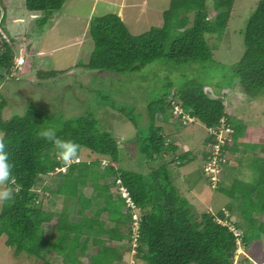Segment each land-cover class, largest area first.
<instances>
[{
	"label": "trees",
	"instance_id": "16d2710c",
	"mask_svg": "<svg viewBox=\"0 0 264 264\" xmlns=\"http://www.w3.org/2000/svg\"><path fill=\"white\" fill-rule=\"evenodd\" d=\"M5 1L11 3L14 0ZM66 1L22 0L28 13L44 14L35 22L38 31L25 32L26 36L42 35L48 21L63 10ZM236 2L213 0L212 10H209L208 0H171L169 10L164 13V26L140 36L133 35L116 14L91 19L89 34L95 44L87 66L91 72L120 76L139 74L144 79L145 67L156 62L177 70L184 69L181 78H169L162 93L149 101L146 119L133 105L99 103L118 110L134 126V139H127L123 147L130 150L135 145V158L141 165L146 161H161L147 174L123 167V149L95 113L65 118L61 112H44L30 104L24 114L6 118L9 101L0 89V142L5 143L13 165V175L5 189H12L15 196L14 201L3 202L0 241L6 238L5 248L13 251L14 257L34 259L35 264H54V257L61 259L60 264H122L125 255L132 252L134 233L131 227L133 215L127 212L125 200L112 193L114 188H119L120 180L141 217L135 264H235L239 238L222 223L233 221L224 211L218 216L195 214L170 169L171 164L179 169L199 159L196 156L190 159L191 153L177 156L178 146L166 144L167 130L163 124L174 125L183 120L185 114L206 129L217 130V134H210L205 142L210 148L219 143L220 130L229 134L221 148L220 157L226 162L220 164L219 173L223 174L225 167L230 166L233 169L241 167L246 175L243 178L233 175L232 186L226 187L223 185L228 182V176L220 174L216 190L244 208L241 215L248 225L241 244L247 255L255 256L251 252L250 242L254 235L250 234V229L259 219L264 234V128L234 116L220 93L240 91L250 102L264 98V0L259 1L240 32L246 50L237 63L227 66L218 62L215 59L217 46L207 40V35L216 36L217 41L223 40ZM209 14L214 15L213 20ZM0 19L1 23H6L1 10ZM5 32L14 39L16 30L7 28ZM9 44L5 42V53L0 56V68L7 72L13 66L15 53ZM32 49L33 45L29 54H33ZM59 76L58 72L44 69L37 72L40 81H50V84L63 81ZM69 78L76 86L70 92L75 98L90 100L88 95L91 93L93 98L98 93L100 101L113 98L101 96L100 91L96 92L97 88L78 84L74 76ZM0 79L6 81L2 75ZM49 86L39 84L38 88L46 90ZM210 89L215 90L213 94ZM77 90L79 95H76ZM175 107L182 109L183 114L176 115ZM158 115L162 123L157 121ZM45 128H54L60 139L77 143L80 147L78 159L82 150H87L88 160L63 165L52 145L40 136ZM207 151L203 152L201 161L209 162L211 149ZM164 154L169 155V161ZM103 160L106 164L101 167ZM203 170H199L203 173L201 177L205 175ZM48 175L60 183L44 187V193L40 195L36 188L43 182L40 176ZM197 178L195 184L199 182V176ZM88 185L94 191L93 197H87L84 192ZM47 194L52 197L51 201L46 199ZM58 197L65 199L60 212L52 202ZM45 200L52 202L50 209L45 207ZM72 202L78 206L75 211L80 220H74L69 212ZM228 211L234 212L232 208ZM94 248L97 252L90 255L86 263V255ZM247 258L244 264H251V258ZM253 258L264 264L263 256Z\"/></svg>",
	"mask_w": 264,
	"mask_h": 264
},
{
	"label": "rangeland",
	"instance_id": "374dc122",
	"mask_svg": "<svg viewBox=\"0 0 264 264\" xmlns=\"http://www.w3.org/2000/svg\"><path fill=\"white\" fill-rule=\"evenodd\" d=\"M259 1L237 0L223 40L217 41L216 36L207 35L208 42L211 45L217 46L215 49V59L218 62L231 66L242 58L246 48L240 32L246 27L247 19L257 9ZM170 2L171 0H67L63 10L53 20L48 21L46 27L41 31L42 35L35 33L34 36L31 35L32 37L28 38L26 33L38 31L35 22L42 19L44 14L28 13L22 6V0H14L11 3L0 0L2 16L6 17L5 24L1 23L2 19H0V56L5 53V42L11 43L9 45L15 50L11 70L7 72L0 68V75L6 79V81L0 79V89L9 101V105L5 109L6 118H10L16 114H24L27 110L26 107L30 104H35L38 109L44 112L52 114L61 112L65 118H73L93 112L96 118L100 119L102 125L117 138L120 148L123 149L122 158L125 169L135 168L138 172L147 174L152 168H157L161 161H146L141 165L139 160L135 158V145L131 146L130 150L124 149L123 143H126L127 139L135 136L136 129L126 118L122 117L123 115L118 110L107 107L106 104L101 106L99 103L114 102L116 105L122 107L133 105L137 108L138 113L142 112L144 114L146 119L149 101L162 93L163 85H165L169 78L173 80L177 77L178 79L179 77L181 78L184 69L177 70L156 62L145 67L143 70L145 72L143 75L144 79L139 74L120 76L105 72H91L87 69V66L95 44L89 34V25L91 19L94 17H104L118 11V14L124 17L127 16L126 25L131 33L135 36H140L153 28L164 26V13L169 10ZM135 4H138V6L135 7ZM212 5L213 0H208L209 10H212ZM191 18H193L192 15ZM209 18L213 20L214 15L209 14ZM9 22L13 24L11 25ZM7 28H12V31L16 30V33L12 36L14 39H11L5 32ZM12 40L15 42H10ZM31 45H35L32 49L33 54H29ZM48 50L55 51L50 55L40 52ZM21 52L23 53L22 56L26 59L25 65H20L18 62ZM43 69L49 72H58L60 75L59 79L63 81L57 80L56 84H50V81H40L37 77V72ZM73 71L76 73L74 78H76L77 83L89 85L88 88H97L96 92L100 91L101 96L109 95L113 97L112 100L100 101L98 93H96L95 98L91 95L92 93L89 94L90 100H87L86 97L75 98V96L70 94L71 90L76 88L72 78H69V74ZM186 73L190 74V71L187 70ZM147 79L150 80L147 82ZM39 84L51 86L44 90L38 88ZM85 91L88 92L87 89ZM210 91L213 94L212 91L215 90L210 89ZM76 95H79L78 90ZM220 95L226 98L234 116L255 122V127L264 128L263 97L257 101L250 102L240 91L231 92L230 90H226V92L223 91ZM145 119L143 122H145ZM157 121L162 123L160 115H158ZM163 127L167 130L166 144L178 146L177 156L191 153L190 159H193L195 156L199 158L179 169H176L174 164L170 165V169L174 173L175 183L182 192H185V198L190 202L194 213L198 216L205 213L218 216L224 210L230 217L229 219L233 221L232 223L226 221V225L235 230L239 237H243L248 225V222L242 216L244 208H240L236 201L218 192L216 190L218 188L217 184H215V182L218 183L220 181L221 174L222 177L228 176V182L223 186L231 187L233 175L241 178L246 175L243 169L241 167L233 169L230 166H226L222 174L214 168L216 173H218L216 175L211 170L212 165L210 166L208 161H201L203 152L208 153L207 150L211 149L210 145L207 146L205 144L211 134V130L209 131L196 120H178L174 125L163 124ZM223 136L225 140L229 136L228 132H224ZM1 139L2 135L0 134ZM88 156L89 152L82 150L80 161L88 160ZM164 157L169 161V155L164 154ZM103 166L104 163L102 162L101 167ZM199 170H203L206 176L203 175L202 178L200 174L203 173H200ZM239 170L240 173H238ZM61 171L65 172L66 170ZM197 176H199V182L195 184L198 180ZM214 176H216V179ZM252 176L255 178L254 174ZM40 178L43 182L36 187L40 195L44 193V187L58 186V183H60V180H56L52 175L40 176ZM3 189H5V185L0 186V190ZM115 189L112 190V193L119 195V191L116 192L117 189ZM84 192L87 197L94 196L91 185L85 187ZM51 198L50 194H47L46 199H50L51 201ZM50 201L45 200L44 205L46 208L50 209L51 203L54 202L56 211L60 212L63 209L64 197H58L51 203ZM2 207L3 202L0 203V213ZM77 207L73 202L70 204L69 212L74 220H80V217L76 214ZM230 208L234 211L233 213L228 211ZM90 214L92 213L90 212ZM235 223L238 225V227L236 226L237 228L234 226ZM261 223L259 219L258 224H254L253 228L250 229V234L254 235L250 242L251 252L255 256L251 257L247 255L248 253L243 249V245L241 244L235 257V264H244L245 260L248 259L247 257L251 258V264H260L259 259L253 257H264V234L260 229ZM5 242L6 238L0 241V264H35L33 262L34 259H29L25 256L20 258L14 257V252L5 248ZM124 245L128 244L124 242ZM131 247V249H134V245ZM96 252V248L89 251L84 261L87 263L90 255ZM52 261L54 264H60L61 259L54 257ZM122 264H135L134 252L125 255Z\"/></svg>",
	"mask_w": 264,
	"mask_h": 264
},
{
	"label": "clouds",
	"instance_id": "9594fccd",
	"mask_svg": "<svg viewBox=\"0 0 264 264\" xmlns=\"http://www.w3.org/2000/svg\"><path fill=\"white\" fill-rule=\"evenodd\" d=\"M33 46H35V45H33ZM19 55H20L18 58L19 64L25 65L26 59L24 58V56H22L23 53L21 52ZM177 109H179V111H182V114H183L182 109H180L179 107H175L174 113L176 115H178ZM182 119L183 120H189V119L194 120L189 115H186V114L183 116ZM222 125H224V121H222ZM210 130L213 131L216 129H210ZM223 133L224 132L222 131V134ZM40 136L52 145L57 159L59 161H61L63 163V165L68 166L72 163L80 162V159H78L79 158V152H80L79 145L77 143H75L74 141H71V140L60 139L57 136V132L54 128H45L44 130L41 131ZM103 163H104V165L106 164L105 161H103ZM12 175H13V165L9 161V156H8L7 151H6V145H5V143L0 142V186L9 183V181L12 178ZM119 182H121V181L120 180L118 181L119 188L116 187L117 190L115 188L114 189L116 190V192L119 191V193H120L119 196L125 200L127 212L129 214L133 215V218H132L133 223L131 224V227L133 228L132 230L134 233L133 244H132V245H134V249H132V252H134V254H136V248L138 246V239L140 236L139 234H140V229H141L140 228L141 217L138 215L136 207L134 210L129 207L128 202H127L128 197L124 196L125 191L128 193L130 198H131V196H130L128 190L122 185V182L121 183H119ZM218 183H217V186H218ZM14 200H15V196H14L12 189L8 188V189L0 190V203L11 202ZM224 213H226V212L224 211ZM222 223L226 224V222H222ZM231 230L235 233V235H237L235 230H233V229H231ZM237 238H239L240 243L238 245H239V249H240L242 240H241V237H237ZM134 241H135V243H134ZM239 249H238V251H239Z\"/></svg>",
	"mask_w": 264,
	"mask_h": 264
},
{
	"label": "built area",
	"instance_id": "2783aa9c",
	"mask_svg": "<svg viewBox=\"0 0 264 264\" xmlns=\"http://www.w3.org/2000/svg\"><path fill=\"white\" fill-rule=\"evenodd\" d=\"M177 111H178V114H182V111H179V109H177ZM211 134H217V130L211 131ZM217 139H218V142L219 143H217L214 148H211V155L209 157V162H208L210 166L212 165V169L211 170L214 173H216V171L214 170V168H216V170L219 172L220 171V164L226 162L225 159H223V158L220 157L221 156V148H222V145L225 142L224 137H223V134H222V130H220V134L218 135V138ZM217 174L218 173H216V175ZM215 177L216 176H214V178ZM119 183H121V182H119ZM215 184H217V182H215ZM124 196L125 197H128L127 198L128 205H129L130 208H132L134 210L135 209L134 202L131 200V198L129 197V195H128V193L126 191L124 193ZM236 236L239 237V235H236Z\"/></svg>",
	"mask_w": 264,
	"mask_h": 264
},
{
	"label": "crops",
	"instance_id": "0c3cea01",
	"mask_svg": "<svg viewBox=\"0 0 264 264\" xmlns=\"http://www.w3.org/2000/svg\"><path fill=\"white\" fill-rule=\"evenodd\" d=\"M96 1H98V0H96ZM143 5V4H142ZM138 6V4H135V7H137ZM95 7V6H94ZM117 7V6H116ZM118 7H119V9H120V6L118 5ZM131 8V7H130ZM123 12V11H122ZM126 12V11H125ZM114 14H116V15H118L122 20H123V22L126 24V17L127 16H123V15H121V14H118V11L116 12V13H114ZM53 51H55V50H48V51H40L41 53H43V54H45V55H50ZM75 71H73L71 74H69L70 75V77H75ZM203 177V176H202ZM236 224V223H235Z\"/></svg>",
	"mask_w": 264,
	"mask_h": 264
},
{
	"label": "water",
	"instance_id": "95a60500",
	"mask_svg": "<svg viewBox=\"0 0 264 264\" xmlns=\"http://www.w3.org/2000/svg\"><path fill=\"white\" fill-rule=\"evenodd\" d=\"M71 74V73H70Z\"/></svg>",
	"mask_w": 264,
	"mask_h": 264
}]
</instances>
